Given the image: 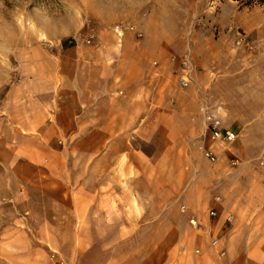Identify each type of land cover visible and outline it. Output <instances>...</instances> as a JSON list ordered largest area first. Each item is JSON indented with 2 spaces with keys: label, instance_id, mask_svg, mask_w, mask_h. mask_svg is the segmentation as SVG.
I'll return each mask as SVG.
<instances>
[{
  "label": "rangeland",
  "instance_id": "374dc122",
  "mask_svg": "<svg viewBox=\"0 0 264 264\" xmlns=\"http://www.w3.org/2000/svg\"><path fill=\"white\" fill-rule=\"evenodd\" d=\"M149 21L161 23L180 46L189 42L200 54L214 56L210 80H223L229 99L264 90V4L257 0H0V264H97L102 257L96 250L112 243L96 239L97 231H103L96 210L86 217L85 186L93 191L88 199L96 197L99 178L82 175L79 113L56 114L49 96L66 91L68 72L57 70L56 63L105 40L116 24H134L145 32ZM192 66L200 70V65ZM195 94L201 103L199 91ZM251 100L260 103L262 98ZM165 144L157 129L151 138L137 137L133 148L145 159L174 157L163 151ZM260 154L264 152L254 156ZM207 163L203 176L134 177L133 209L126 212L150 224L121 229L151 233L153 239L167 236L169 240H152V247H184L197 255L195 247L201 252L200 245L209 247L214 236L199 230L201 220L218 218V211L209 208L214 201L223 213L230 209L232 214L231 220L225 216V229L216 238L225 248L239 247L240 240L228 241L227 228L236 220L234 232L246 235L261 224L236 207L245 197L244 186L257 180L264 188V169L252 160L251 171L239 169L251 172L245 178L237 166ZM222 167L226 172L220 174ZM198 188L205 196L200 205ZM210 209L215 216H209ZM104 229L111 232V226Z\"/></svg>",
  "mask_w": 264,
  "mask_h": 264
},
{
  "label": "crops",
  "instance_id": "0c3cea01",
  "mask_svg": "<svg viewBox=\"0 0 264 264\" xmlns=\"http://www.w3.org/2000/svg\"><path fill=\"white\" fill-rule=\"evenodd\" d=\"M145 26V32L137 27L142 32L140 37L127 32L118 38L110 30L105 40L93 41L86 52L80 51V56L56 63L57 70L64 67L68 72L66 91L49 96L56 114L79 113L82 175L99 178L96 197L88 199L93 191L85 186L86 217L95 209L96 224L103 226L96 239L112 243L96 250V256L102 257L97 264H264V199L260 195L264 188L257 180L244 186L245 197L236 209L241 215L256 217L261 224H255L256 231L246 235L234 232L236 220L233 227L227 228L228 241L240 240L243 243L239 247L229 249L223 243L216 248L200 245L201 252L195 247L199 253L196 255L184 247H152V240H169L167 236L153 239L151 233L121 229L120 226L148 221L150 224V220L126 212L133 209L132 180L136 176H203L208 173L209 160L199 153L201 146L215 155V161L210 163L237 166L236 170L251 171L248 164L252 160L260 169L258 159L264 158L262 154L254 156L264 152V90L257 95L262 98L260 103L251 100L257 97L255 90H247L243 94L245 99L242 96L229 99L226 83L221 79L210 80L215 70L214 56L200 54L201 50L189 42L180 46L179 38L167 32L161 23L152 25L149 21ZM182 58H187L191 66L200 65L198 72L192 66L186 87L179 85L176 73ZM196 83L207 84L208 88H197ZM197 91L205 105L197 99ZM206 114L219 118L221 128L234 132L235 139L232 142L212 139L206 129ZM157 129L164 134L167 146L163 151H171L174 157L156 160L137 155L133 148L136 138H151ZM231 161L235 164L231 165ZM149 170L153 172H145ZM245 170H239V176L251 177V172ZM224 172L222 167L219 173ZM195 192L200 205L204 191L198 188ZM253 194L256 200L252 199ZM158 195L156 201L163 194ZM210 204L209 208H215L219 216L201 220L199 230L211 232L214 238L215 233L225 229L221 228L225 216L232 214L230 209L223 213V207L214 201ZM107 226H111V232L104 231ZM136 241L144 243L135 244ZM219 250L224 251L222 257Z\"/></svg>",
  "mask_w": 264,
  "mask_h": 264
},
{
  "label": "built area",
  "instance_id": "2783aa9c",
  "mask_svg": "<svg viewBox=\"0 0 264 264\" xmlns=\"http://www.w3.org/2000/svg\"><path fill=\"white\" fill-rule=\"evenodd\" d=\"M112 31L118 38H122L125 33L127 32H133L136 37L142 36V32L134 25V24H116L112 28ZM89 41V40H87ZM191 64L187 58H182L179 61V67L176 70L177 76H178V82L181 87H186L190 82V74H191ZM206 120V129L209 133V136L212 139H218L226 142H232L235 139L234 132L228 130V129H222L221 128V121L219 118L214 116L213 114H206L205 115ZM201 152L203 156L208 159L210 162L215 161V155L212 151L204 148L201 146ZM235 164L234 161H231V165ZM258 166L261 168H264V158L258 159ZM209 216H215L216 211L210 209L208 211ZM232 216L227 215L226 220H231ZM210 245L214 248H216L219 245L218 238L214 237L210 240ZM195 252H198L196 250ZM219 255L222 256L224 254L223 250L218 251Z\"/></svg>",
  "mask_w": 264,
  "mask_h": 264
},
{
  "label": "trees",
  "instance_id": "16d2710c",
  "mask_svg": "<svg viewBox=\"0 0 264 264\" xmlns=\"http://www.w3.org/2000/svg\"><path fill=\"white\" fill-rule=\"evenodd\" d=\"M249 1V0H246ZM259 3L264 4V0H257Z\"/></svg>",
  "mask_w": 264,
  "mask_h": 264
},
{
  "label": "bare ground",
  "instance_id": "6f19581e",
  "mask_svg": "<svg viewBox=\"0 0 264 264\" xmlns=\"http://www.w3.org/2000/svg\"><path fill=\"white\" fill-rule=\"evenodd\" d=\"M190 222H191V223H195V221H194V220H190Z\"/></svg>",
  "mask_w": 264,
  "mask_h": 264
}]
</instances>
